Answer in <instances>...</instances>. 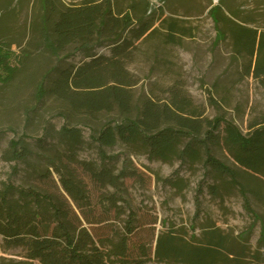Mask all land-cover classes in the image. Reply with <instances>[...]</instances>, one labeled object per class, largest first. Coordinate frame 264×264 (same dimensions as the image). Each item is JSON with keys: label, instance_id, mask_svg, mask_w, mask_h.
I'll use <instances>...</instances> for the list:
<instances>
[{"label": "trees", "instance_id": "obj_1", "mask_svg": "<svg viewBox=\"0 0 264 264\" xmlns=\"http://www.w3.org/2000/svg\"><path fill=\"white\" fill-rule=\"evenodd\" d=\"M230 1L214 5L204 0L206 5L200 1L198 9L208 10L217 39L229 37L234 56L249 61L246 74L264 78V32L250 28ZM158 2L0 0V72L2 68L7 72L3 79L0 73V79L11 83L19 68L9 66V60L15 56L23 63L34 48L54 59L70 52L81 54L80 63L61 69L53 66L46 72L37 84L36 97L40 102L50 97L63 105V118L71 125L73 119L82 117L80 124L90 130V140L101 155L100 163L79 159L81 131L70 125L58 133L63 149L46 148L39 140V151H33L24 137L9 141L4 157L16 164L14 171L22 164L27 175L45 185L56 174L60 186L52 190L34 183L0 184V264H264L263 223L255 252L248 248L251 232L233 237L215 226L205 228L200 237L176 231L159 234L154 249L131 241L138 227L126 182L138 180L140 174L129 155L120 159L106 154L107 148L119 143L165 164L202 165L205 173L212 169L238 188L245 209L255 221L260 219L251 207L249 193L261 199L259 185H251L264 178V128L254 123L247 137L220 117L205 119L192 100L174 88L165 101L152 96L136 98L133 92L138 81L129 64L138 44L163 31L166 43L172 45L191 35L182 23L191 17L189 10L197 0ZM166 8L172 16L164 17ZM30 35L31 42L23 47ZM13 47L20 53H13ZM104 48L109 53L100 54ZM101 117H107L106 122H100ZM223 127L224 140L220 136ZM222 142L248 180L216 158L213 150L222 147ZM83 175L96 187V194ZM157 179L178 189L185 183ZM210 188L220 196L218 185ZM116 221L124 228L110 225ZM108 228L109 233L102 232ZM13 249L22 250L19 259L1 256Z\"/></svg>", "mask_w": 264, "mask_h": 264}, {"label": "rangeland", "instance_id": "obj_2", "mask_svg": "<svg viewBox=\"0 0 264 264\" xmlns=\"http://www.w3.org/2000/svg\"><path fill=\"white\" fill-rule=\"evenodd\" d=\"M70 1L73 0H64L65 3ZM203 1L197 0L189 10L191 17L184 18L186 21L182 26L191 35L182 36L178 45L166 43L164 31L148 42L138 44L129 64V71L138 81L133 92L136 98L152 96L165 101L170 95V89L180 90L200 109L203 118L220 117L233 124L242 135L249 137L252 132L250 126L254 123L259 125L256 128H264V78L257 79L246 74L245 66L249 61L234 56L229 37L222 41L217 39L215 24L209 17L208 10L202 13L198 9L200 4L206 5ZM211 2L214 5L219 3L214 0ZM152 3L159 4L158 0H152ZM230 3L238 8L250 28L264 32V0H231ZM224 11L228 14V8ZM169 16L172 15L166 8L164 17ZM23 19L24 17L20 22ZM31 40L30 35L24 41L23 47H27L26 44ZM12 50L15 54L20 53L17 47ZM32 50L30 59L23 63H19L15 56L9 60V66L19 68L11 83L5 84L2 80L7 75L6 70L2 68L0 72V184L11 182L15 186H21L34 183L55 190L56 185L60 186L56 174L45 185L27 175L22 164L17 167L18 172L14 171L16 164L6 161L4 157L9 141L24 137L33 151H39V140L44 142L46 148L53 146L63 149V143L58 141V133L64 126L70 125L69 127L81 131L83 144L76 152L79 159L100 163L101 155L97 144L90 140V130L80 124L82 117L73 119L71 125L63 118L66 112L63 105L50 97L43 102L36 97L37 84L46 72L53 66L61 69L78 64L83 56L70 52L54 59L41 49ZM98 52L104 54L109 53V50L104 48ZM106 119L107 117H101L100 122H106ZM223 131L224 127L220 133L224 140ZM221 144L222 147L213 150L216 158L238 171L244 180H248L249 177L235 164L224 142ZM106 154L119 156L120 159L124 154L129 155L139 170L138 180L126 182L129 188L128 197L137 218L134 226L138 229L131 239L133 244L146 243L154 249L159 234L176 231L181 235L187 234L188 237L192 233L200 237L205 228L215 226L233 237L251 232L248 248L250 252H255L262 223L264 224L263 177L257 182L253 181L251 185V188L259 185L261 199H255V194L249 193L251 207L260 215V219L255 221L253 215L245 209V201L238 188L228 183L227 179L220 178L212 169L205 173L202 165L192 167L177 162L165 164L151 159L143 150L128 148L123 143L112 149L107 148ZM157 176L162 180L171 178L183 180L185 183L178 189L159 181ZM83 177L92 194H96V187L86 175ZM214 184L220 187V196L211 193L210 187ZM127 218V215L122 217L123 220ZM113 223L110 225L115 229L124 228L123 223ZM109 230L108 228L102 232L107 234ZM21 254L22 250L13 249L1 256L19 259Z\"/></svg>", "mask_w": 264, "mask_h": 264}, {"label": "bare ground", "instance_id": "obj_3", "mask_svg": "<svg viewBox=\"0 0 264 264\" xmlns=\"http://www.w3.org/2000/svg\"><path fill=\"white\" fill-rule=\"evenodd\" d=\"M215 2H219L220 0H214Z\"/></svg>", "mask_w": 264, "mask_h": 264}, {"label": "water", "instance_id": "obj_4", "mask_svg": "<svg viewBox=\"0 0 264 264\" xmlns=\"http://www.w3.org/2000/svg\"><path fill=\"white\" fill-rule=\"evenodd\" d=\"M217 3V2H216Z\"/></svg>", "mask_w": 264, "mask_h": 264}]
</instances>
